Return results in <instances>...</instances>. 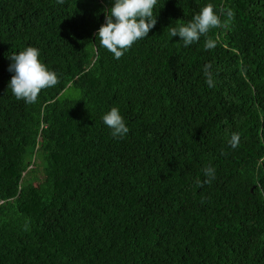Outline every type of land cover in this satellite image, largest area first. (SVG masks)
Returning a JSON list of instances; mask_svg holds the SVG:
<instances>
[{
	"label": "trees",
	"instance_id": "16d2710c",
	"mask_svg": "<svg viewBox=\"0 0 264 264\" xmlns=\"http://www.w3.org/2000/svg\"><path fill=\"white\" fill-rule=\"evenodd\" d=\"M0 264H264V0H0Z\"/></svg>",
	"mask_w": 264,
	"mask_h": 264
}]
</instances>
